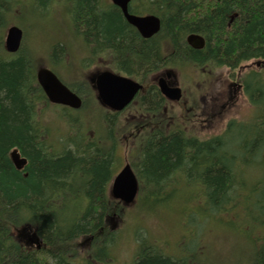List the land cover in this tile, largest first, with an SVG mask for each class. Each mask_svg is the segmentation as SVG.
<instances>
[{
    "label": "trees",
    "instance_id": "1",
    "mask_svg": "<svg viewBox=\"0 0 264 264\" xmlns=\"http://www.w3.org/2000/svg\"><path fill=\"white\" fill-rule=\"evenodd\" d=\"M50 1L34 2L46 19L44 29L34 35L35 44L40 39L45 41L44 47L48 44L44 49L46 64L40 66L52 67V62L63 59L70 64L67 68L73 66V74L78 75L79 57L74 51L72 54L71 45L63 44L60 12L56 20L52 11L56 7L51 8ZM21 5L22 0H0V264H105L110 260L113 241L108 220L114 211L117 219L128 208L108 192L116 158L112 165L111 150L89 146L82 137L66 142L74 147L63 153L48 150L50 142L44 138L45 128L37 119V106L48 100L36 78L33 37L25 31L28 35L18 52L10 54L5 49L7 28L23 21ZM129 6L132 13L157 14L162 21L160 33L142 38L110 0H74L71 19L78 34L76 40L84 39L86 50L93 54H116L119 61L131 67L124 69L135 74L143 72V68H147L146 73L158 71L159 65L175 57L233 68L252 58H264V0H131ZM190 33L202 34L206 46L200 50L189 47L186 36ZM165 44L176 51L167 56L162 48ZM74 84L71 87L86 104L90 97L85 93L94 96L93 89L88 86L82 90L81 85ZM251 97L260 106L263 125L238 134L240 145L235 137L229 141L222 136L199 141L188 139L181 131L158 133L141 147L139 162L134 163L142 183L145 180L158 186V201L165 188L176 189L175 180L181 181L178 173L184 172L187 185L201 191L202 204L198 208L233 225L230 230L236 233L231 242L234 253L224 256L210 243L209 250L205 246L201 250V244L187 250V233L182 253L173 255L141 232L130 264H264V220L260 217L264 213V186L253 199L239 192L251 181L255 184L250 192L264 184V179L248 181L238 175L239 171L243 173V167L247 171L251 165L264 170V85L255 84ZM15 148L27 161L22 169L11 157ZM256 154L261 155V162L250 158ZM194 197L186 196L187 200ZM230 213L232 219L224 220L223 214ZM33 226L39 229L50 250L28 253L17 241L15 229L27 231ZM91 236V243L83 247ZM245 239L249 245L241 249L239 245Z\"/></svg>",
    "mask_w": 264,
    "mask_h": 264
},
{
    "label": "flooded vegetation",
    "instance_id": "2",
    "mask_svg": "<svg viewBox=\"0 0 264 264\" xmlns=\"http://www.w3.org/2000/svg\"><path fill=\"white\" fill-rule=\"evenodd\" d=\"M49 6L56 7L52 8V11L63 13V0H59V3L57 0H51ZM162 48L168 53L167 56L176 51L167 45ZM79 59L87 61L84 57ZM93 59L87 63L88 68H92L89 77L93 78L110 70L143 85L123 110L115 111L104 106L110 125L106 130L108 135L90 134L87 137L89 146L99 145L112 151V163L120 149H123L124 154L120 155L123 161L129 153L136 156L145 142L158 133L169 135L181 131L188 139L208 141L222 136L229 141L231 135L247 133L263 125L260 123V106L257 101L252 100L251 93L255 84L264 85V58H252L233 68L216 66L212 62L204 65L191 60L181 62L175 57L169 58L165 65H159L158 72L146 73L147 68H143V72L139 74L128 73L124 68L131 67L124 61H119L114 53L105 52ZM188 64L191 73L184 70ZM185 73L190 77L187 82L180 79L182 74L185 79ZM196 74H199V80L195 79ZM91 81L96 95L97 77ZM160 82L166 83L170 88L180 87L181 99L171 100L163 95ZM198 129L199 132L196 131ZM122 136L126 138L123 143L118 144L117 140ZM42 138L41 136L40 139ZM57 148H60V152ZM48 150L51 153H63V144H50ZM126 162L127 159L124 164ZM178 174L179 178L187 179L184 172ZM22 237L19 242L28 253L51 249L39 229L34 226L31 228V234Z\"/></svg>",
    "mask_w": 264,
    "mask_h": 264
},
{
    "label": "rangeland",
    "instance_id": "3",
    "mask_svg": "<svg viewBox=\"0 0 264 264\" xmlns=\"http://www.w3.org/2000/svg\"><path fill=\"white\" fill-rule=\"evenodd\" d=\"M73 9L74 0H63V13H60L59 20V24L63 25V30H60L61 35H59L61 37H59L62 39L63 44L68 43L69 45H71L72 54L74 51L78 55V57L85 56V59H87V61H91L92 57L90 56V54L86 53L81 47L79 49V44H86L84 42V39H80L79 41H72V39H78V34L74 30L71 19V11ZM21 11L24 17L23 21H19V25L28 34L30 33L29 37H33L31 45H33V48L35 49V63L37 65H35V67L37 69L38 67H40V65L46 64L44 63V59L46 58L44 49L46 50V46L48 44L44 47L45 41L43 39H40L39 42L35 44L34 35H36V33L39 34L40 29H44V22L46 21V19L42 15V12H38L37 4H34V0H22ZM53 13V15H57L54 16L57 20L59 18V11H53ZM28 34H25V36L27 37ZM41 34L44 36L45 31H42ZM49 40L50 39L47 37V41ZM24 41H26L25 38ZM42 47L44 48L42 49ZM66 61L63 62V59H60L57 60L55 64H53L54 62L51 61L52 69L59 75L62 80L63 78H66L67 80L72 82L74 78L84 76V69L80 68L78 69V75H74L73 66L68 69L67 67L70 64ZM49 65L50 64L45 66ZM84 66L87 67L85 64ZM89 69L90 68H88V70ZM184 70H186L188 73H191L190 65L188 64ZM183 76L184 75L182 74L180 79L184 82H187V80L189 79L185 78V80ZM195 79H200L199 74H196ZM86 86L87 84L84 83L81 86L82 90L85 89ZM87 97L90 98L86 99L87 103L84 104L86 105V107L81 108V110H74L70 108L68 109L61 105L52 103H44L43 105H38L37 119L39 120V122L38 120L37 122L45 128L44 138H46L50 143L52 140V143L63 144L64 151L65 149L72 148L71 146L73 144H66V142L71 141L72 137H78L80 139L82 137L84 141H89V138L87 137H89L90 134L106 135L107 131L104 129L110 127L109 122L106 120V118H104V116L103 118H101V114L103 111L101 107L95 106L92 96H89L87 94ZM47 127H49V129ZM196 131L199 132L200 129ZM231 136L235 137L236 144L240 145L241 140H239L238 135L236 134L234 136ZM125 138L124 136H122L121 139L118 138L117 143H123ZM56 150L60 152V148H57ZM123 154V149L117 151L115 165H119V161L121 160L120 155ZM132 158L134 161L139 160V158H137L136 156ZM250 158L261 162L260 154L252 155L250 156ZM237 164L239 165V168L242 167V164ZM122 165L118 170H120ZM242 169L243 173L239 171L238 175L245 180L249 181L250 179H264V170L260 169L258 166L254 167L253 165H251L247 169V171L246 167H243ZM111 171H113V166L110 167V173ZM252 182L253 181H251V183L247 182V184L250 183L248 188H239L241 196H252L251 198L253 199V196L261 194L260 189L264 186V184H261L257 191L250 192L249 190L255 184ZM174 184L176 186V189L172 187L165 188L164 190H166V192L161 194V196L163 197L158 201L156 199L159 192V189L157 188L158 186L152 182H146L145 180H143V188L141 189L140 196L136 204L127 209L125 208L126 210H123L124 215L122 214L120 218L118 217L114 221L108 220V229H110L113 234V241L110 246V262H112L111 264H129L133 261L140 242L138 235L141 232L148 234V236L152 237L155 243H157L162 249H164L167 253L173 255H179L180 253H182V247L188 237V244L185 245V248L187 250L197 249L199 244H201V250L204 249L203 246H205V248L209 250L210 243L211 246L216 247L218 253L221 251L224 256L228 257L229 253H234L235 250L231 247V242L233 239H235L236 233H234L235 230H230V227H232L233 225L228 224L227 221H221L222 218L219 216L216 220L214 215H207L205 210H203V213L201 208H198V206L202 204L200 198L201 191H195L198 187L195 189L191 185H187V182H185L184 179H181V181L175 180ZM188 195L195 197L194 199L192 198L191 200H187L186 196ZM196 201H198L199 203H196ZM70 206L74 207V203L70 202ZM147 210L151 213L145 214ZM260 217L264 220V213H262ZM223 218L224 220H228L230 218L232 219L231 213L223 214ZM187 233L188 237L185 236ZM105 236L106 234L104 235V237ZM93 237L94 236H91V238ZM149 237H147L148 241L151 240ZM248 245L249 244H247L245 239L242 241L239 247L241 249H245ZM243 254L244 253H242V255ZM235 255L237 256V253H235Z\"/></svg>",
    "mask_w": 264,
    "mask_h": 264
},
{
    "label": "water",
    "instance_id": "4",
    "mask_svg": "<svg viewBox=\"0 0 264 264\" xmlns=\"http://www.w3.org/2000/svg\"><path fill=\"white\" fill-rule=\"evenodd\" d=\"M130 1L113 0V3L122 9L128 23L136 27L144 38H150L157 34L161 30L160 18L154 14L135 15L130 13ZM23 35V30L19 26H10L5 39L6 50L10 53L18 52L22 44ZM187 39L194 48H201L205 43L204 37L199 34H191ZM37 79L52 103L67 105L75 109L81 107L82 99L66 86L51 69L47 67L39 68ZM160 86L166 96L173 99L181 97L179 88H170L167 84L161 82ZM142 87V84L135 82L129 77L109 71L101 73L97 80L100 101L117 111L123 110ZM137 192L138 180L131 165L128 163L115 177L112 185V195L126 205H131L135 202Z\"/></svg>",
    "mask_w": 264,
    "mask_h": 264
},
{
    "label": "bare ground",
    "instance_id": "5",
    "mask_svg": "<svg viewBox=\"0 0 264 264\" xmlns=\"http://www.w3.org/2000/svg\"><path fill=\"white\" fill-rule=\"evenodd\" d=\"M119 7V6H118ZM121 9V8H120ZM122 10V9H121Z\"/></svg>",
    "mask_w": 264,
    "mask_h": 264
}]
</instances>
